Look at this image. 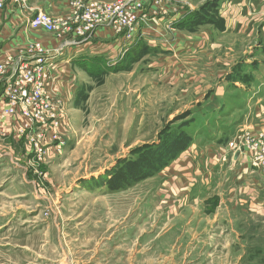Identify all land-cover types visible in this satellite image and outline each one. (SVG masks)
Listing matches in <instances>:
<instances>
[{"label": "rangeland", "instance_id": "rangeland-1", "mask_svg": "<svg viewBox=\"0 0 264 264\" xmlns=\"http://www.w3.org/2000/svg\"><path fill=\"white\" fill-rule=\"evenodd\" d=\"M129 1L137 2L72 0V16L38 9L32 18L44 13L75 27L91 3ZM140 1L133 27L123 29L132 48H86L112 62L122 56L113 74L73 67L79 88L69 93L57 127L39 134L25 118L0 135V264H264V202L253 210L239 193L259 177L241 175L247 164L234 157L239 151L264 170L256 160L264 156V120L233 106L253 80L248 67L264 65V0ZM10 4L31 7L30 0H8L0 13ZM175 6L184 22L167 27L159 14ZM147 17L156 19L149 34L158 51L151 53L137 43ZM103 28L115 29L107 23L97 30ZM61 37L83 39L73 31ZM38 43L23 48L21 64L34 59L36 50L29 51ZM42 48L54 69L56 50ZM258 75L264 80V71ZM212 98L217 105L207 107ZM219 104L224 116L217 123ZM258 187L254 195L264 198Z\"/></svg>", "mask_w": 264, "mask_h": 264}, {"label": "crops", "instance_id": "crops-1", "mask_svg": "<svg viewBox=\"0 0 264 264\" xmlns=\"http://www.w3.org/2000/svg\"><path fill=\"white\" fill-rule=\"evenodd\" d=\"M31 1V7L29 5V9H25L26 7H21V5H6L7 8L4 12L0 13V63L5 62L8 60L10 63V66L8 67V72L5 76L0 78V135L1 134H7L9 131H11L13 128H20L21 127V121L23 122L25 118L15 117L12 115H7L5 117H2L3 109L9 106L7 97L4 93L5 90V81L8 79V77L12 76L15 72L14 68L17 63L20 61H23L21 57H28V54L24 55L23 48L30 42V41H39L44 48H51L56 50V59H55V68L51 70L52 74L50 76V80L47 83V89L48 92L53 91L56 95L58 93L61 95L60 99L63 101L62 109L63 111L69 110L70 105V99L69 93L71 94V91L76 94L79 85L78 81H76L75 76L73 75V67L81 69L85 74H88L89 76H94L95 69L101 68L100 71L113 74L114 73V66L115 62L120 60L122 56H119L112 62L111 58H108L107 55L101 54V52L94 53L92 55H88L87 47H92L99 43L98 47H102V42H106L107 46L110 47H118V45L124 47V48H132L134 46L133 38L132 39H126L125 35L123 38V33L118 32L116 29H110V28H103L97 30L92 37L90 38H84L81 40H78L77 42H68L66 39L64 40V37L55 36L51 33H46L42 31V29L32 28L30 26V19L33 16V13L37 12V10H45L46 12H49L54 15H63L65 17L72 16L74 11L72 12L71 4H74V2H71L72 0H30ZM36 9V10H35ZM174 10L175 12H168L167 10L162 9L159 15L160 18H165L167 20L166 25L167 27L170 26H177L180 23V16L183 10L180 9V7L175 6ZM66 15V16H65ZM145 21V20H144ZM156 22V19L147 17V20L145 21L146 26L143 27V34L144 39L140 42V40L137 42L139 46H142V48L147 53H151L150 47L152 49L157 50V41L155 39L150 38L149 32L150 27H153ZM46 33V35H45ZM155 38V37H154ZM142 39V38H141ZM127 41V44L124 46L123 44ZM137 43L135 45H137ZM130 45V46H129ZM129 46V47H128ZM159 47L166 46L165 43L162 42L158 43ZM174 46L182 47L183 49L190 48L187 45H182L181 43H174ZM195 46L197 44L195 43ZM128 49H125V51ZM191 49V48H190ZM196 49V48H195ZM93 50L94 49H90ZM158 51V50H157ZM194 49H192V52ZM81 52V54H80ZM156 53V52H154ZM122 55V54H121ZM28 58L24 59L25 61ZM98 61V62H97ZM97 62L98 64H96ZM249 78L250 77L253 80H250L251 83L247 82L248 85L242 86V101L237 102V100L234 98L236 102H234L235 109L237 108H243L248 107L247 110H244L246 112L245 116L247 119H250L252 117H260L262 120H264V80H260L258 75L261 71H264V65H256V66H249ZM99 71V72H100ZM247 76V77H248ZM262 77H264L262 75ZM53 83V84H52ZM250 85V86H249ZM218 93V91H217ZM233 100V101H234ZM217 100L212 98L210 102L211 105L216 104ZM255 105L257 108L252 110L250 108L251 105ZM231 105V104H229ZM217 109L216 112L213 114L214 120L219 123L222 121L221 118H223V113H221V107L216 106ZM233 109V108H232ZM65 111V112H66ZM252 112V113H251ZM20 116V115H19ZM65 117V115H64ZM212 119V117H211ZM260 119V120H261ZM251 121V120H249ZM23 124H25L23 122ZM14 126V127H12ZM258 127L259 125H255ZM264 126V124H263ZM235 160V159H234ZM237 163H239L242 167L243 163L246 165L245 169L242 171L241 175H249L253 172L257 173L258 179H252L253 183L250 182V184L247 186H241L239 193H243L245 195H248L250 199V205L253 210H256L257 207L261 208L263 206L264 198H260L259 196H255L256 187L258 185V188L262 189L264 186V170H257L252 167V164L250 161H248V158L245 157L243 154H240L236 158ZM243 177V176H242ZM262 180H261V179ZM255 190V191H254ZM261 191V190H260Z\"/></svg>", "mask_w": 264, "mask_h": 264}, {"label": "built area", "instance_id": "built-area-1", "mask_svg": "<svg viewBox=\"0 0 264 264\" xmlns=\"http://www.w3.org/2000/svg\"><path fill=\"white\" fill-rule=\"evenodd\" d=\"M7 1L0 0V10L5 7L4 4ZM11 1L16 3L20 0ZM113 3L112 5L97 2L86 6L85 10L78 15L79 17L74 19L79 22V25L75 22V27H72V23L67 20L51 19L49 15L44 13L36 14L31 20V26L42 28L48 33H56L60 37L65 35L67 31H73V34L82 36L83 39L88 38L87 35L107 23L115 29L124 27L131 29L135 23L133 14L136 10L142 8L141 4L143 3L138 2V0L134 3L129 1L126 5L120 2ZM42 47L41 43L36 44V46L33 45L29 52L32 54L33 50H36L37 53L32 54L34 59L25 61L23 64H21L22 62L17 63L18 66L14 68L15 72L6 80L8 82L4 93L10 105L3 112L2 117L20 115L23 118H28L32 121V124H38L39 134H46L45 129H51V127H57L60 124L57 118L60 113L62 114L63 109L61 101L54 99L46 88L45 83L49 78L52 63H45L46 60L41 55ZM9 61L11 60L0 63V78L7 74L10 66ZM35 120L38 122H35ZM56 138H59V134L56 135ZM36 141L35 147L40 144V140ZM256 160L264 163V156L256 158Z\"/></svg>", "mask_w": 264, "mask_h": 264}, {"label": "trees", "instance_id": "trees-1", "mask_svg": "<svg viewBox=\"0 0 264 264\" xmlns=\"http://www.w3.org/2000/svg\"><path fill=\"white\" fill-rule=\"evenodd\" d=\"M194 15H195V12H194L193 15H189V16H188V20H187L188 23H185L183 26L190 25V24H191V20H193V18H194ZM206 19H207V18H206ZM202 20H204L203 22H207V20H205V19H203V18H202ZM182 22H184V21H182ZM182 22H180L179 25H181ZM149 50H150V49H149ZM146 51H147V50H146ZM117 68H119V67H117ZM188 141H191V138H190V137H188ZM186 143L188 144V142H186ZM181 149L183 150V146H181V148H180L179 150H177L176 153H174L171 157H169L165 162H168V161H170V160H173V159L176 157L177 152H178V151H181ZM158 169H159V168H158Z\"/></svg>", "mask_w": 264, "mask_h": 264}, {"label": "bare ground", "instance_id": "bare-ground-1", "mask_svg": "<svg viewBox=\"0 0 264 264\" xmlns=\"http://www.w3.org/2000/svg\"><path fill=\"white\" fill-rule=\"evenodd\" d=\"M123 29H124V28H121V29L116 28V30L119 31L120 33H123ZM105 178H106V177H105ZM100 181H101V180H100ZM95 183H97V182H95Z\"/></svg>", "mask_w": 264, "mask_h": 264}, {"label": "water", "instance_id": "water-1", "mask_svg": "<svg viewBox=\"0 0 264 264\" xmlns=\"http://www.w3.org/2000/svg\"><path fill=\"white\" fill-rule=\"evenodd\" d=\"M239 155V151H237L236 153H235V158H237V156Z\"/></svg>", "mask_w": 264, "mask_h": 264}]
</instances>
